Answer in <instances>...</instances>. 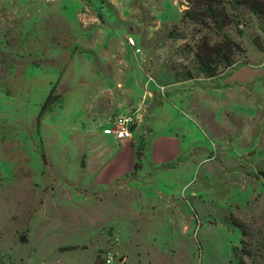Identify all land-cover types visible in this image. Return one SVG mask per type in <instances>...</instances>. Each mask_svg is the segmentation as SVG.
Listing matches in <instances>:
<instances>
[{"label":"rangeland","instance_id":"1","mask_svg":"<svg viewBox=\"0 0 264 264\" xmlns=\"http://www.w3.org/2000/svg\"><path fill=\"white\" fill-rule=\"evenodd\" d=\"M189 2L0 0V264H264V19L229 6L217 34L182 21ZM224 34L244 51L214 79L196 76L202 36ZM197 93L204 122L164 167V196L142 187L157 180L141 160L128 187L143 192L106 199L94 175L110 119L142 113V152L160 134L151 116L156 128L182 120L174 104Z\"/></svg>","mask_w":264,"mask_h":264},{"label":"crops","instance_id":"2","mask_svg":"<svg viewBox=\"0 0 264 264\" xmlns=\"http://www.w3.org/2000/svg\"><path fill=\"white\" fill-rule=\"evenodd\" d=\"M214 78L215 77H210V79H214ZM177 83H174L172 85H175ZM197 94L199 95V102L198 103L194 102V100H193V102L187 101L184 98L180 99L182 102L181 105H183V107L180 106V108H179L176 106V104L173 103L177 107L176 108L175 106H173L175 109H177V114H179L178 116H180V117L184 116L182 120H180V119L178 120V118L175 121L170 120L166 124H162L161 127L156 128V126L154 124L156 116L155 115L151 116V117H153L152 122L154 121L153 124L151 123V121L149 124L150 129H151V133L153 134L154 131H156V129H158L160 134L156 137L152 136L150 144L142 152L138 151L137 143H136V140L133 141V136H134L135 132L138 130V127H140V125H141L140 122H144V121H143V117H142L141 112H139L138 114L133 113L134 117L137 118L135 123L133 124V127H134L133 135L130 138L121 139V140H124L123 146H124L125 150H127L129 152V148H130V153H129V156L126 160V164H125V166H128V167L130 166V167L125 172H120V173L117 172V167L119 164L115 163V161L111 162L114 155H117L118 149L119 148L121 149V146H122V145H120L121 140H118V139L111 137L114 141V142L109 143V146L111 148V154H110V156L107 157V159L105 160L104 164L100 167L98 172L94 175V177L97 180V184L101 188L100 189L102 191L101 193L104 195H107L106 199H109L116 194L117 195L121 194L122 197L128 198V197H130V194L133 192L139 191L140 193H142L143 192L142 187H145V189L148 192L154 193V191L151 190V189H154L151 187L152 185L153 186L155 185V187H158L157 188V194L160 198H161V196H164V192L162 191L160 186H158L159 185L158 181H160V179H162V178H165L164 173L162 172L164 167L178 162V159L180 158L181 153H182L183 137H184V134L186 133V131L188 132L189 130L196 129L198 127L202 128V125L204 122L202 120V117H201L202 116V104H203L202 95H201V93L200 94L197 93ZM160 107H164V105H161ZM150 115L151 114H149L148 117H150ZM121 116H128V114L121 115ZM110 120L112 121V120H114V118H111ZM109 124H110V122L107 125H109ZM173 130H178V132H181V135H177L176 133L173 132ZM141 160L143 161L144 165L149 166L152 169H156V174H153L154 177L148 176V178H150L153 182L156 180L157 181L154 184L148 185L150 188L148 186H142L140 188H136L135 186L128 187V185L131 184V182H133V180H135V177H133L132 173L136 169L137 161L139 162ZM189 162L190 163L195 162L194 158L192 157ZM110 164H114L113 165L114 174H110L106 170V168ZM158 170H161V172H159ZM123 180H130V181L124 182V185H123V184H121ZM126 186H127V188H125ZM112 191H113V193H112ZM110 221H113V220L107 219L106 221H102V223H108ZM113 222L115 224H118L115 221H113ZM183 228H184V225H183ZM153 237H154L153 235L150 236L149 241H151L152 240L151 238H153ZM146 239H147L146 237H142L141 239H139L138 240L139 245H143V244L145 245V243L147 242ZM142 250H143V248H142ZM145 253L146 252L144 251V255H145ZM98 259H99V255H97L95 258V264H96ZM126 259L128 260V257H126L125 260ZM109 260L111 262V258ZM125 260L123 262H125ZM126 263H127V261H126ZM126 263H124V264H126Z\"/></svg>","mask_w":264,"mask_h":264},{"label":"trees","instance_id":"3","mask_svg":"<svg viewBox=\"0 0 264 264\" xmlns=\"http://www.w3.org/2000/svg\"><path fill=\"white\" fill-rule=\"evenodd\" d=\"M190 5L185 9L182 21L192 20L197 23L211 24L216 33L220 34L223 28L233 23V18L228 13V7L247 5L250 10L264 19V0H189ZM257 47L262 48L257 38H254ZM244 49L230 36L224 34L220 41L212 42L207 35L197 45L195 61L198 75L213 77L222 67H229L235 62V55ZM264 51V49H263ZM189 73L188 78L196 77Z\"/></svg>","mask_w":264,"mask_h":264},{"label":"built area","instance_id":"4","mask_svg":"<svg viewBox=\"0 0 264 264\" xmlns=\"http://www.w3.org/2000/svg\"><path fill=\"white\" fill-rule=\"evenodd\" d=\"M133 124L134 121L131 116L117 117L103 129V132L105 135L118 140L130 138L133 135Z\"/></svg>","mask_w":264,"mask_h":264}]
</instances>
